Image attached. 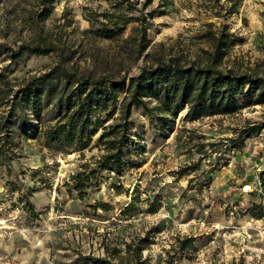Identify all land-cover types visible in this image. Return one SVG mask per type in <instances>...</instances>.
I'll use <instances>...</instances> for the list:
<instances>
[{"label": "rangeland", "instance_id": "374dc122", "mask_svg": "<svg viewBox=\"0 0 264 264\" xmlns=\"http://www.w3.org/2000/svg\"><path fill=\"white\" fill-rule=\"evenodd\" d=\"M124 2L128 15L145 14L150 22V46L131 66L132 75L160 43L195 54L203 45L194 37L206 23H225L237 36L229 65L264 70V0ZM111 6L109 0H56L41 20L46 8L39 0H0V43L6 45L0 49V264H83V256H107L112 247L124 255L126 243L143 237L146 264H264V218L250 211L253 204L264 205V129L241 150L225 153L224 146L208 144L234 136L248 119L251 125L264 122V105L193 122L184 121L186 110L181 111L166 136L155 120L136 111L132 119L140 137L135 139L143 151L133 153L123 175L104 171L100 183L83 192L66 183L85 167H95L104 151L98 135L88 148L62 153L44 145L40 131L46 116L34 121L28 134L3 127L23 81L57 61L55 54L29 53L14 61L10 49L31 43L42 31L74 49L72 61L80 70L91 66L97 50L114 60L119 42H95L84 33L90 27L87 17ZM137 27L128 23L122 38ZM21 111L17 108V115ZM24 111L31 116L28 105ZM190 134L194 139L188 141ZM194 143L205 144V156ZM191 166L197 171L177 174ZM208 178L209 186L203 185Z\"/></svg>", "mask_w": 264, "mask_h": 264}, {"label": "trees", "instance_id": "16d2710c", "mask_svg": "<svg viewBox=\"0 0 264 264\" xmlns=\"http://www.w3.org/2000/svg\"><path fill=\"white\" fill-rule=\"evenodd\" d=\"M46 8L42 19L50 15L56 0H39ZM111 9L93 12L87 17L90 27L84 31L93 41L119 42L114 60L97 50L92 55L91 66L80 70L73 60L74 49L62 39H54L51 33H35L31 43L21 45L11 52L17 61L25 53L33 55L55 54L57 57L48 71L32 75L21 84L8 115L3 121L6 131L33 132L34 121H42L40 131L43 142L50 150L68 152L88 148L95 136L97 144L104 150L94 161L95 167H85L66 183L69 189L83 190L100 183V173L108 171L123 175L129 162H134L133 153L140 154V142L135 136L133 115L141 111L164 132H170L180 112L186 110L184 121H196L205 117L228 116L245 107L264 105V70L242 68L228 64L227 56L239 40L225 23L216 26L204 24L194 38L202 43L195 54L189 55L173 46L158 44L143 58L135 74H130L150 46L149 20L143 14L130 16L124 10L125 0H109ZM128 1V0H126ZM234 2L235 0H230ZM240 0H237L239 2ZM137 22L136 32L122 38L125 26ZM4 43H0V49ZM6 46V45H5ZM7 48V47H5ZM28 105L31 116L24 111ZM20 108L21 115L16 109ZM247 120L234 130V136L210 146H224V152L245 146L246 139L258 135L264 122L251 125ZM32 130V131H31ZM184 130L176 135L181 138ZM188 132V130H186ZM202 136V135H201ZM198 136V137H201ZM191 141L194 137L187 136ZM204 143L193 147L203 155ZM198 167H184L177 171L179 176L197 171ZM214 169H210L213 171ZM191 181L193 180L190 179ZM206 180V179H205ZM211 178L203 185L209 186ZM115 187L117 184L114 183ZM202 187V186H201ZM201 187L198 190H201ZM31 204V203H30ZM258 219L264 218L263 203L253 204L250 209ZM147 237L137 243H126L125 254L117 247L107 250V256L85 255L83 264H146L142 251L147 248ZM188 247V241L183 243Z\"/></svg>", "mask_w": 264, "mask_h": 264}]
</instances>
